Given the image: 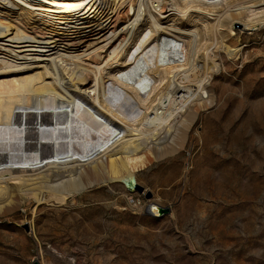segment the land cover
I'll return each instance as SVG.
<instances>
[{
    "label": "bare ground",
    "instance_id": "1",
    "mask_svg": "<svg viewBox=\"0 0 264 264\" xmlns=\"http://www.w3.org/2000/svg\"><path fill=\"white\" fill-rule=\"evenodd\" d=\"M126 2L130 18L110 37H121L117 46L88 63L69 43L52 49L55 38L78 39L77 25L100 28ZM236 24L264 26V0H0V217L44 193L62 203L97 185L125 187L181 150L215 102L221 53L239 54ZM165 36L182 45L180 62L162 51Z\"/></svg>",
    "mask_w": 264,
    "mask_h": 264
},
{
    "label": "rangeland",
    "instance_id": "2",
    "mask_svg": "<svg viewBox=\"0 0 264 264\" xmlns=\"http://www.w3.org/2000/svg\"><path fill=\"white\" fill-rule=\"evenodd\" d=\"M126 4L100 28L77 25L76 40L55 38L52 49L69 43L88 63L104 46H117L121 37H110L130 18ZM233 28L240 51L234 59L221 53L215 102L199 112L181 150L135 173L151 199L113 183L62 203L47 193L40 204L24 200L0 217V264H264V26ZM174 43L167 36L161 42L172 64L183 48ZM140 64L136 83L145 73ZM90 85L88 78L83 88ZM149 205L170 212L147 215Z\"/></svg>",
    "mask_w": 264,
    "mask_h": 264
},
{
    "label": "water",
    "instance_id": "3",
    "mask_svg": "<svg viewBox=\"0 0 264 264\" xmlns=\"http://www.w3.org/2000/svg\"><path fill=\"white\" fill-rule=\"evenodd\" d=\"M125 188H126L127 190H129V191L137 192L138 194H145L144 196H145V199H147V200L151 199V197H152V195H151L150 192H145L144 188L141 187V186H139L138 184H136V182H135L134 180L129 181V182L125 185ZM152 207H154V206H152ZM154 208H155L156 211H157V215H156V214L154 215V214L151 212V210H150V209H151V206H150V205L146 207V209H145V213H146L147 215H151V216H154V217H158V218H160V217H163V216H165V215H168L169 212H170L168 208H163V207H160V206H155ZM24 229H25L26 231H28V227H27V226H25ZM33 264H39V262H38V261H34Z\"/></svg>",
    "mask_w": 264,
    "mask_h": 264
},
{
    "label": "built area",
    "instance_id": "4",
    "mask_svg": "<svg viewBox=\"0 0 264 264\" xmlns=\"http://www.w3.org/2000/svg\"><path fill=\"white\" fill-rule=\"evenodd\" d=\"M130 203L135 204L134 200H132V199L130 200Z\"/></svg>",
    "mask_w": 264,
    "mask_h": 264
}]
</instances>
